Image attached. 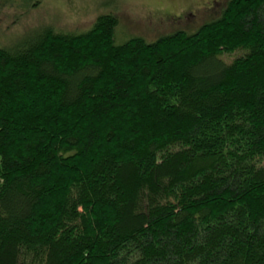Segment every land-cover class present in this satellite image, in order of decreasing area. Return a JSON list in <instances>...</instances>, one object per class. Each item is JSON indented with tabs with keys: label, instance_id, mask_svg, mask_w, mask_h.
<instances>
[{
	"label": "trees",
	"instance_id": "1",
	"mask_svg": "<svg viewBox=\"0 0 264 264\" xmlns=\"http://www.w3.org/2000/svg\"><path fill=\"white\" fill-rule=\"evenodd\" d=\"M118 25L0 46V264H264V0Z\"/></svg>",
	"mask_w": 264,
	"mask_h": 264
},
{
	"label": "rangeland",
	"instance_id": "2",
	"mask_svg": "<svg viewBox=\"0 0 264 264\" xmlns=\"http://www.w3.org/2000/svg\"><path fill=\"white\" fill-rule=\"evenodd\" d=\"M0 0V46L12 48L50 27L82 34L106 13L119 19L117 44L133 38L153 43L178 31L193 34L218 19L229 0ZM237 54H225L226 61Z\"/></svg>",
	"mask_w": 264,
	"mask_h": 264
},
{
	"label": "flooded vegetation",
	"instance_id": "3",
	"mask_svg": "<svg viewBox=\"0 0 264 264\" xmlns=\"http://www.w3.org/2000/svg\"><path fill=\"white\" fill-rule=\"evenodd\" d=\"M115 1L117 2V0H115ZM39 2H40V0H38L36 3H34L33 6H37ZM103 15H113V14L112 13H106Z\"/></svg>",
	"mask_w": 264,
	"mask_h": 264
}]
</instances>
